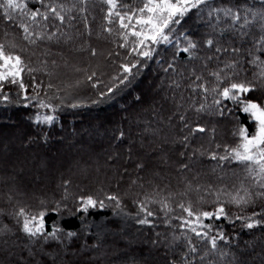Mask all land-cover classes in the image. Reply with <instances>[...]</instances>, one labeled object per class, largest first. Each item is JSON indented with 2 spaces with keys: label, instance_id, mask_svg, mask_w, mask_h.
<instances>
[{
  "label": "trees",
  "instance_id": "16d2710c",
  "mask_svg": "<svg viewBox=\"0 0 264 264\" xmlns=\"http://www.w3.org/2000/svg\"><path fill=\"white\" fill-rule=\"evenodd\" d=\"M24 2L25 10L0 8V44L26 65L25 90L6 83L9 99L0 100V264H264V198L236 205L228 195L244 194L241 181L264 190L243 165L211 159L237 146L240 127L255 130L241 101L264 107V0H205L173 26L171 43L148 42L151 58L130 54L134 37L120 47L124 30L104 0H56L68 10L63 24L25 15L47 13L52 0ZM142 6L117 0L114 11ZM189 42L195 47L182 51ZM249 82L253 90L237 101L220 95ZM47 116L51 123L40 121ZM14 185L26 190L25 203ZM88 197L105 207L78 211ZM181 204L197 213L225 208L227 216L197 228L223 233L215 249L182 227L193 218ZM21 207L46 212V231H61L47 241L27 236Z\"/></svg>",
  "mask_w": 264,
  "mask_h": 264
},
{
  "label": "snow or ice",
  "instance_id": "6c2138e0",
  "mask_svg": "<svg viewBox=\"0 0 264 264\" xmlns=\"http://www.w3.org/2000/svg\"><path fill=\"white\" fill-rule=\"evenodd\" d=\"M83 2V0H81ZM110 6L109 17L116 16L118 17L119 27L124 31L121 33V37L124 41L120 45L122 48L129 47V38L134 37L135 40L131 41L132 47L130 54L139 55L141 57L151 58L152 53L155 51V48H149V43L152 45L161 44V43H171L170 33L175 31L174 25H179L181 19L188 13L191 9L197 8L200 4L205 3V0H140L142 7L136 9H130L125 11L123 14L120 12L114 11L117 8V0H104ZM7 7L13 12L17 9L25 10L26 4L24 0H0V8ZM54 5V6H52ZM52 5L48 7L47 13H41L38 9L27 12L25 15L31 19L33 23H36V17L42 16L44 20H48L50 17L56 20H59L61 24L65 22L66 10L63 5L57 4L56 0H52ZM227 14H231V10ZM7 19L12 20L13 17L9 14ZM238 19V17H237ZM23 32L25 33V39L29 40L31 43H35L33 39V32L30 31V25L26 23H21L19 25ZM111 31V29H108ZM52 35H55L53 33ZM41 38V33H36V39ZM51 39V35L48 37ZM208 44L211 45L212 41L209 40ZM195 45L189 42L188 47L182 49V51L188 52L189 49L194 48ZM149 49V50H144ZM255 63V61L253 62ZM261 64L264 65V61H261ZM124 73L131 74L132 69L136 67V64H132L130 67L127 65L121 66ZM229 68L235 67L234 64L227 65ZM26 70V65L19 55H13L9 53L5 45L0 44V100L7 101L9 95L5 89V84L10 83L12 85H19L21 90H25V84L22 82V73ZM31 71V69H27ZM95 75V73H93ZM216 76L217 80L220 79L219 73H213ZM261 76H264V68L260 72ZM92 77H89L91 79ZM128 76H125L121 83L124 80H127ZM200 78L197 77V80ZM249 84L245 83H232L230 87H225L220 93L224 99H230L237 101L240 99V94H248L253 90ZM95 86V85H94ZM39 87V85H37ZM195 88H201L205 92L208 91L203 84L194 85ZM111 91V89H109ZM215 91V89H213ZM27 99V97H25ZM217 104L220 103L219 100L216 101ZM243 112L250 114V122L255 124V130L249 132L248 128L240 127L237 135L240 137V142L235 148L226 149L225 155L218 156L213 153L211 159L221 160V161H234L238 164L244 166L249 177L254 178V187L264 190V107L261 104L256 102H243ZM46 107V105H44ZM39 119V118H38ZM52 117L47 116L43 118V122L51 123ZM183 119V117H181ZM195 131L204 132L205 129L202 127L196 128ZM240 189L243 190V195L240 194V191L237 190L236 195L228 193L231 197V202H234L236 205L247 204L251 201L253 194L259 198H264V191L259 192H250L247 187H245L243 181H241ZM108 200L117 201L119 204L118 198L115 195L107 197ZM219 200V197H217ZM104 208L105 204L103 200L97 201L92 197L81 200V207L78 211L87 213L90 208ZM165 209H169L168 204H164ZM188 217L193 219H185L183 221L182 227L189 228L197 236L208 237L207 232L197 231L198 227H210L203 225V219H210L215 217L220 219L221 217L227 216L225 208L221 205L215 211H201L197 213L193 210L192 206L180 205ZM142 211H146L145 207H141ZM170 210V209H169ZM153 213L147 211V216L151 217ZM16 216L22 218V231L27 236L36 238L42 237L45 241L49 238H55L57 234L61 231L60 227L52 224L50 227L51 231H46L45 216L46 212L40 211L38 214H31L24 207H21L16 213ZM239 218V217H237ZM140 224H149L150 221L145 218L139 220ZM248 228L254 227L253 224H247ZM69 237L74 236V232H67ZM211 243L212 248L217 247V240H223L225 237L221 232L215 237H208ZM191 251L195 252V247H192Z\"/></svg>",
  "mask_w": 264,
  "mask_h": 264
},
{
  "label": "rangeland",
  "instance_id": "374dc122",
  "mask_svg": "<svg viewBox=\"0 0 264 264\" xmlns=\"http://www.w3.org/2000/svg\"><path fill=\"white\" fill-rule=\"evenodd\" d=\"M43 118L44 117H42L41 119H40V121L41 122H43ZM20 187L21 186H12V187H10V191L12 192V194H13V196L15 197V198H19L20 199V201H22V203H25V201H24V194L23 193H26V190L25 189H20Z\"/></svg>",
  "mask_w": 264,
  "mask_h": 264
},
{
  "label": "bare ground",
  "instance_id": "6f19581e",
  "mask_svg": "<svg viewBox=\"0 0 264 264\" xmlns=\"http://www.w3.org/2000/svg\"><path fill=\"white\" fill-rule=\"evenodd\" d=\"M14 117V116H13Z\"/></svg>",
  "mask_w": 264,
  "mask_h": 264
}]
</instances>
